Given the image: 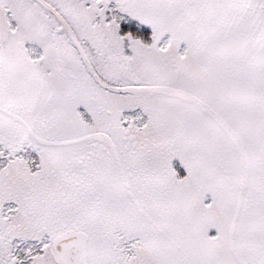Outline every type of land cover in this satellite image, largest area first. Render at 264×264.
<instances>
[{
  "label": "snow or ice",
  "instance_id": "1",
  "mask_svg": "<svg viewBox=\"0 0 264 264\" xmlns=\"http://www.w3.org/2000/svg\"><path fill=\"white\" fill-rule=\"evenodd\" d=\"M0 264H264V0H0Z\"/></svg>",
  "mask_w": 264,
  "mask_h": 264
}]
</instances>
